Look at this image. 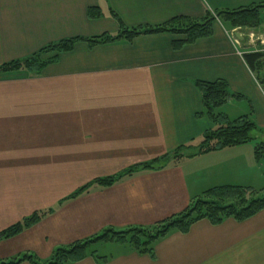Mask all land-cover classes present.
<instances>
[{"label": "crops", "instance_id": "crops-1", "mask_svg": "<svg viewBox=\"0 0 264 264\" xmlns=\"http://www.w3.org/2000/svg\"><path fill=\"white\" fill-rule=\"evenodd\" d=\"M254 3L264 0H0V65L62 39L115 34L117 19L127 28L154 26ZM89 8H99L100 16L90 18ZM181 38L161 32L94 46L78 40L37 75L0 73V231L54 207L1 238L0 261L31 255L43 262L54 249L106 228L153 227L214 186L264 188L253 153L255 143H264V92L242 57L264 51V8L258 28L216 19L209 36L173 47ZM217 79L243 97L218 110L230 119L247 115L256 125L252 142L178 159L62 201L93 179L200 141L212 123L195 81ZM122 246L100 255L102 264H264V208L241 221L200 219L186 232L170 230L154 241L153 257ZM69 264L97 263L88 254Z\"/></svg>", "mask_w": 264, "mask_h": 264}, {"label": "trees", "instance_id": "trees-1", "mask_svg": "<svg viewBox=\"0 0 264 264\" xmlns=\"http://www.w3.org/2000/svg\"><path fill=\"white\" fill-rule=\"evenodd\" d=\"M262 8H264V3H254L234 9H219L213 13L207 12L200 20L179 16L171 18L162 24L133 28L123 26L117 17L112 14L120 26L117 33H102L90 38L76 37L49 43L22 59L0 65V73L25 69L31 74L37 75L46 64L55 60L57 54L70 51L78 40L86 41L89 46H94L120 39L130 41L141 34L170 32L182 36L181 39L173 41V47H178L209 36L212 32V24L216 19L228 23L232 28H257L261 23ZM87 14L90 18H97L100 16L101 11L99 8H89ZM51 52L53 53L52 56L45 57L47 53ZM242 57L253 73L259 71L264 65L262 62L264 51L244 52ZM256 78L264 92V77L259 79L256 76ZM195 86L201 93L203 114L212 123V127L203 132L197 145H181L171 153L131 165L114 175L93 179L89 183L78 187L62 201L76 198L95 187L110 186L140 171L161 169L178 159L192 158L211 151L243 145L254 140L252 132L255 130L256 125L247 115H240L230 119L225 113L218 110L229 98L235 100L243 99L241 95L230 93L227 83L222 79L214 81L196 80ZM253 153L255 160L259 162L264 156V143H255ZM258 192L259 190L252 187L240 185L214 186L194 197L181 212L156 223L153 227H129L122 230L106 228L98 235L54 249L49 258L43 262L37 261L31 255H23L15 260L0 261V264H18L22 260L30 264H69L83 259L88 254L95 259L97 264H102L106 257L98 256L95 251H89L91 246L97 242L128 244L136 252L153 257L154 241L165 236L170 230L186 232L191 224L200 219H206L212 224H218L227 217L241 221L253 216L264 208V195ZM53 209L54 207L44 211L33 212L31 215L22 218L15 224L0 231V239L18 234L23 229L38 222L47 213L52 212Z\"/></svg>", "mask_w": 264, "mask_h": 264}, {"label": "rangeland", "instance_id": "rangeland-1", "mask_svg": "<svg viewBox=\"0 0 264 264\" xmlns=\"http://www.w3.org/2000/svg\"><path fill=\"white\" fill-rule=\"evenodd\" d=\"M249 29H255V28H249ZM262 69L263 70L261 72L260 71H255L254 72L255 76H257L259 79H262L264 77V66H263ZM198 142H199V140L198 141H195V143H193V145H197ZM259 165H260V167L262 169V172H264V156L260 159ZM262 178L263 179H262V183L261 184L264 185V177L262 176ZM262 185H259V186H262ZM256 190H259V192H258L259 194H263L264 195V188L261 189V190L260 189H256ZM122 245H128V244H117V243H114V242H99L97 245L91 246L90 249L94 250L96 252V254L98 256H100L102 254H110V253H113L114 250L117 249L116 247H123Z\"/></svg>", "mask_w": 264, "mask_h": 264}]
</instances>
